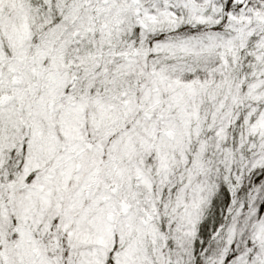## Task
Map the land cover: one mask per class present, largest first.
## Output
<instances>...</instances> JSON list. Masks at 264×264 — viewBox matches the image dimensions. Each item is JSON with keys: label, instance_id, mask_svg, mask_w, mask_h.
<instances>
[{"label": "snow or ice", "instance_id": "snow-or-ice-1", "mask_svg": "<svg viewBox=\"0 0 264 264\" xmlns=\"http://www.w3.org/2000/svg\"><path fill=\"white\" fill-rule=\"evenodd\" d=\"M0 264H264V0H0Z\"/></svg>", "mask_w": 264, "mask_h": 264}]
</instances>
